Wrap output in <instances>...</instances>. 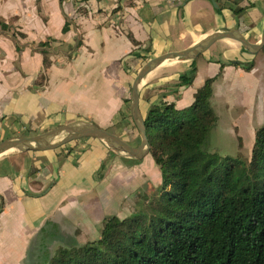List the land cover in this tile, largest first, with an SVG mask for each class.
I'll return each mask as SVG.
<instances>
[{"label": "crops", "instance_id": "0c3cea01", "mask_svg": "<svg viewBox=\"0 0 264 264\" xmlns=\"http://www.w3.org/2000/svg\"><path fill=\"white\" fill-rule=\"evenodd\" d=\"M0 22L24 36L0 30V141L87 122L137 146L129 97L144 62L220 30L258 43L264 0H0ZM48 40L45 70L37 44ZM247 62H253L248 71L240 66ZM192 64V83L175 87ZM221 64L210 99L217 124L208 143L212 151L250 155L264 123V47L253 56L237 41L221 39L192 61L163 63L141 83L142 118L159 102L177 109L191 105ZM147 157L122 156L92 138L0 156V264H40L48 223L60 234L77 231L83 237L93 235L92 228L91 239L98 238L105 216L128 213L137 183L160 184L159 170Z\"/></svg>", "mask_w": 264, "mask_h": 264}, {"label": "trees", "instance_id": "16d2710c", "mask_svg": "<svg viewBox=\"0 0 264 264\" xmlns=\"http://www.w3.org/2000/svg\"><path fill=\"white\" fill-rule=\"evenodd\" d=\"M68 27L66 21L62 32ZM0 30L24 37L1 22ZM52 41L37 44L45 70ZM240 66L248 71L253 62ZM222 67L188 107L148 108L144 125L160 184L146 182L125 216L104 217L98 238L63 245L40 264H264V123L247 161L207 147L217 124L212 86ZM195 73L192 64L175 87L189 86Z\"/></svg>", "mask_w": 264, "mask_h": 264}, {"label": "water", "instance_id": "95a60500", "mask_svg": "<svg viewBox=\"0 0 264 264\" xmlns=\"http://www.w3.org/2000/svg\"><path fill=\"white\" fill-rule=\"evenodd\" d=\"M213 6L216 7L215 3H213ZM221 39H232L237 41L246 52L255 56L264 47V24L261 38L258 43L249 42L243 35L236 31L220 30L206 36L204 39L184 50L166 52L157 57L148 58L140 67L132 81L129 97L130 114L140 138L139 145L132 146L115 134L101 129L92 123L84 122L59 126L34 136H18L4 139L0 141V156L24 152L55 150L73 141L92 138L104 142L110 149L122 156L134 160H141L144 156L149 154L150 150L144 119L139 111V91L144 77L167 61H192Z\"/></svg>", "mask_w": 264, "mask_h": 264}, {"label": "rangeland", "instance_id": "374dc122", "mask_svg": "<svg viewBox=\"0 0 264 264\" xmlns=\"http://www.w3.org/2000/svg\"><path fill=\"white\" fill-rule=\"evenodd\" d=\"M146 62V61H145ZM144 62V63H145ZM44 133V132H42ZM127 142V141H126ZM130 144V142H127ZM131 145V144H130ZM208 150L211 151V152H216L217 154L221 155V156H231V157H239L241 158L242 160L244 161H247L249 159V154H245L244 150H241L239 154L235 155V154H231L227 151H224V150H221V149H217L215 148L214 151L213 150V147L208 143ZM147 159L151 160L152 159L150 157H147ZM147 159H144V160H147ZM158 170V168H157ZM146 182L144 181L143 183L139 184L137 183V185L139 186L137 191L135 193H141V190L144 188V184ZM143 184V185H142ZM151 184V183H150ZM142 185V186H141ZM132 190V189H131ZM119 217H123L125 216L126 214H118ZM111 216V215H110ZM107 217V216H105ZM103 220V219H102ZM50 223L47 224L46 228L43 229V234L41 237H44L45 239V244H44V249L43 251H39V259H38V262H42V259H44L45 255H48L51 256L59 247L61 246H65V245H70V244H82L84 243L85 241H90L92 240L91 238H94V235L96 236V234H94V230L91 228V231L93 232V235L90 236V234H88L86 237H83V236H80L77 231H75V234H65V233H58L55 229H54V224L53 226H51L53 229H52V232L51 230H49V226ZM101 225H102V221H101V224H100V227L98 229V236H99V231H100V228H101ZM50 233H53V237L51 238V236H49ZM79 238L80 239V243H78L77 239L75 238ZM42 239V240H44ZM38 257H34V255H32V259L33 260H36V258Z\"/></svg>", "mask_w": 264, "mask_h": 264}, {"label": "bare ground", "instance_id": "6f19581e", "mask_svg": "<svg viewBox=\"0 0 264 264\" xmlns=\"http://www.w3.org/2000/svg\"><path fill=\"white\" fill-rule=\"evenodd\" d=\"M172 63V62H171ZM147 80V79H146Z\"/></svg>", "mask_w": 264, "mask_h": 264}]
</instances>
